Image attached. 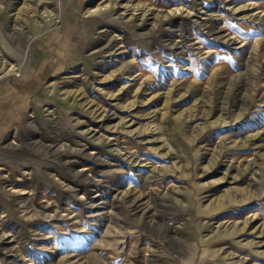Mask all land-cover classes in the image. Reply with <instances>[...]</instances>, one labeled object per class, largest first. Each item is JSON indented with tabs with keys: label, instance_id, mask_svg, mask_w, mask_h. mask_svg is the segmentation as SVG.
Wrapping results in <instances>:
<instances>
[{
	"label": "rangeland",
	"instance_id": "obj_1",
	"mask_svg": "<svg viewBox=\"0 0 264 264\" xmlns=\"http://www.w3.org/2000/svg\"><path fill=\"white\" fill-rule=\"evenodd\" d=\"M33 1L0 0V264H264V0Z\"/></svg>",
	"mask_w": 264,
	"mask_h": 264
},
{
	"label": "bare ground",
	"instance_id": "obj_2",
	"mask_svg": "<svg viewBox=\"0 0 264 264\" xmlns=\"http://www.w3.org/2000/svg\"><path fill=\"white\" fill-rule=\"evenodd\" d=\"M114 1V0H113ZM118 2V0L116 1L115 0V3H117ZM34 4V5H33ZM45 4H49V1H47V0H35V1H33L32 2V5H33V10L36 12V9L38 8V9H40V7L41 6H46ZM123 4V3H122ZM129 4V3H128ZM253 4V3H252ZM131 5V4H130ZM137 5V4H136ZM116 6V5H115ZM119 6V5H118ZM117 6V7H118ZM128 6V5H127ZM139 6V5H138ZM48 10V9H47ZM254 10V9H253ZM54 11V10H53ZM149 11V10H148ZM147 12V11H146ZM145 12V13H146ZM153 12V11H152ZM260 14V13H259ZM263 14V13H262ZM54 16H53V18H56V21H58V17H59V14L58 13H56V12H54V14H53ZM144 15V14H143ZM142 15V16H143ZM149 14L147 13V16H148ZM149 24V23H148ZM22 56V55H21ZM20 56V57H21ZM19 58V57H18ZM20 59V58H19ZM22 75V74H21Z\"/></svg>",
	"mask_w": 264,
	"mask_h": 264
}]
</instances>
